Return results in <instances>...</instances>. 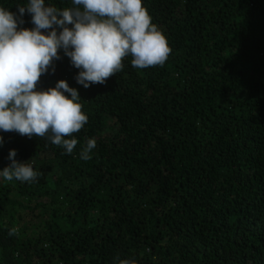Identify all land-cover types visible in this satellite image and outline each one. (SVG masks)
<instances>
[{
	"label": "trees",
	"instance_id": "trees-1",
	"mask_svg": "<svg viewBox=\"0 0 264 264\" xmlns=\"http://www.w3.org/2000/svg\"><path fill=\"white\" fill-rule=\"evenodd\" d=\"M142 3L172 49L163 66L128 57L85 89L61 50L40 78L37 90L78 91L88 123L71 154L0 131V171L15 150L42 173L0 177V264H264V0Z\"/></svg>",
	"mask_w": 264,
	"mask_h": 264
},
{
	"label": "clouds",
	"instance_id": "clouds-1",
	"mask_svg": "<svg viewBox=\"0 0 264 264\" xmlns=\"http://www.w3.org/2000/svg\"><path fill=\"white\" fill-rule=\"evenodd\" d=\"M18 13L0 7V131L28 138L39 137L71 154L78 140L71 138L88 123L78 91L60 80L55 87L37 90L40 78L52 69L62 50L74 77L85 89L105 84L121 72L125 58L135 69L163 66L172 49L166 36L152 22L142 0H72L70 7L45 5L28 0ZM31 15V29L21 19ZM67 93L68 95H65ZM3 137H0V145ZM95 139H88L80 159H91ZM10 150L11 163L0 171L5 181L35 182L42 175L32 164L18 163ZM18 230H9V236ZM116 264H135L115 258Z\"/></svg>",
	"mask_w": 264,
	"mask_h": 264
}]
</instances>
